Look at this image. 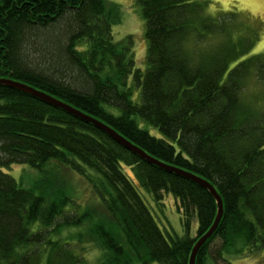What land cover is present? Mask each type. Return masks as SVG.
Masks as SVG:
<instances>
[{
	"label": "trees",
	"instance_id": "trees-1",
	"mask_svg": "<svg viewBox=\"0 0 264 264\" xmlns=\"http://www.w3.org/2000/svg\"><path fill=\"white\" fill-rule=\"evenodd\" d=\"M208 2L136 0L145 20L143 74L132 37L113 39L117 4L0 0V80L43 92L211 183L223 215L195 264H228L239 239L248 253L264 248V55H248L257 35L232 13L209 17ZM13 165L38 179L22 188L3 172ZM63 170L90 184L95 207L77 202ZM133 181L157 204L168 194L179 200L183 237L160 231ZM215 216L200 186L141 160L93 124L0 85V264H92L94 249L95 264H188Z\"/></svg>",
	"mask_w": 264,
	"mask_h": 264
},
{
	"label": "rangeland",
	"instance_id": "rangeland-1",
	"mask_svg": "<svg viewBox=\"0 0 264 264\" xmlns=\"http://www.w3.org/2000/svg\"><path fill=\"white\" fill-rule=\"evenodd\" d=\"M106 1H108V5H113V3L117 4L120 11V23L112 27L114 41L120 42L126 37H132L135 69L140 70L144 74L147 69V42L145 39V20L142 17L139 5L136 3V0ZM221 2L222 0H209L205 7L206 14L211 18H221L229 16L231 13L236 15L246 28L257 35L255 44L248 55H264V22L259 19H253L249 14L240 12L239 10L228 12L220 11ZM213 7L217 9L215 14L209 11ZM133 91V101L139 102L140 88L135 87ZM136 122L140 128L146 129L150 135L160 137L159 132L155 128L143 123L138 118ZM3 172L12 177L17 184L24 189L30 188L39 176L37 171L26 165H13L9 169H3ZM126 172L131 176L128 169H126ZM63 175L67 181L68 187L70 186L72 189L71 192H73L74 196L77 198V202L81 204V206L84 207L89 204V207L96 206L92 188L83 177L65 170H63ZM133 183L160 231L165 235L168 233L172 236L183 237L185 235V230L181 224L182 214L178 211L179 200L168 194L164 196L160 204H157L147 191L137 186L134 181ZM195 228L196 225L193 223L191 229V236L193 237L195 236ZM218 245L219 242H214L211 247L215 249ZM233 248L238 252L229 251L230 254L225 255L224 259L228 264H264V248L256 252L248 253L242 239H239ZM206 264H214V262L208 259Z\"/></svg>",
	"mask_w": 264,
	"mask_h": 264
},
{
	"label": "water",
	"instance_id": "water-1",
	"mask_svg": "<svg viewBox=\"0 0 264 264\" xmlns=\"http://www.w3.org/2000/svg\"><path fill=\"white\" fill-rule=\"evenodd\" d=\"M0 85L8 86L11 88H15L19 91H22L26 94H29L40 101L54 107V108H59L68 114L81 119L84 122L91 123L93 124L97 129L101 130L104 132L112 141H114L116 144L124 148L126 151L132 153L133 155H136L139 157L141 160L147 162L148 164L155 165L168 173H174L184 179L190 180L191 182L195 183L196 185L200 186L202 189L206 190L214 199L215 204H216V216L214 219V222L210 229L201 236L195 243L194 247L192 248L188 264H195V259L197 256V253L199 249L202 247V245L205 243L207 239L211 237V235L214 233L216 230L222 215H223V202L220 197V195L217 193L216 189L214 186L209 183L208 181L190 173L187 171H184L182 169L167 165L162 163L161 161L155 159L154 157L150 156L147 154L145 151L140 149L139 147L135 146L132 144L130 141L125 139L123 136H121L119 133H117L115 130H113L111 127L108 125L102 123L101 121H98L88 115L83 114L82 112L72 108L69 105H66L65 103L60 102L59 100L43 93L40 91H37L33 88H30L26 85L16 83L10 80H0Z\"/></svg>",
	"mask_w": 264,
	"mask_h": 264
},
{
	"label": "clouds",
	"instance_id": "clouds-1",
	"mask_svg": "<svg viewBox=\"0 0 264 264\" xmlns=\"http://www.w3.org/2000/svg\"><path fill=\"white\" fill-rule=\"evenodd\" d=\"M219 10L224 12L239 10L249 14L253 19L264 22V0H222ZM209 11L215 14L217 9L213 7ZM100 255V251L94 249L88 254L87 259L94 264Z\"/></svg>",
	"mask_w": 264,
	"mask_h": 264
}]
</instances>
